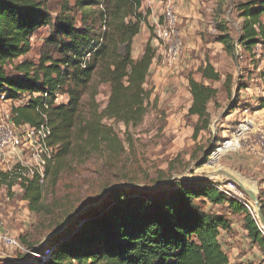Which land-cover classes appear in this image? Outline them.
<instances>
[{"label":"trees","instance_id":"16d2710c","mask_svg":"<svg viewBox=\"0 0 264 264\" xmlns=\"http://www.w3.org/2000/svg\"><path fill=\"white\" fill-rule=\"evenodd\" d=\"M142 2L59 0L51 12L46 0H0V95L8 100L25 99L22 105L12 107L16 125L35 127L44 117L51 131V159L43 182L35 174L26 178L27 172L24 176L0 171V187H17L21 178L18 187L23 190L22 199L36 216L50 215L44 196L55 189L69 161H85L97 155L106 156L107 161L121 157L123 142L111 127L101 125L103 120L123 124L126 130L135 128L149 106L157 103L152 89L145 88L155 48L148 41L142 56L133 58V42L143 26L154 32L148 22L150 12L142 9ZM236 11L242 20L238 37L233 39L224 20H220L215 23L219 33L216 42L231 54L235 43L244 52L256 46L264 50V0L239 2ZM44 28L48 34L38 58L30 60L27 55L32 49L31 38ZM196 73L198 80L193 76L187 79L191 97L187 115L196 118L191 136L194 141L209 128L208 105L217 96V90L205 82L220 80L208 61ZM259 77L264 81V65ZM232 84V76L227 75L223 90L229 96ZM100 86L108 88L102 110L96 102ZM242 89L246 86L237 81L236 94ZM57 95L65 100L54 103ZM260 107L264 108V101ZM235 109V105L229 108V114ZM162 181L166 180L158 182ZM114 186L90 197L87 201H96L110 189L97 208L41 245L36 251L40 257L33 258L30 264H232L219 241L220 232L230 230L229 220L206 210L205 202L224 205L231 214H242L247 238L264 253V237L245 204L219 191L220 185L212 181L173 179L157 192ZM19 239L28 250L37 245L29 237ZM45 252H49L46 257ZM0 264L14 263L7 260Z\"/></svg>","mask_w":264,"mask_h":264},{"label":"rangeland","instance_id":"374dc122","mask_svg":"<svg viewBox=\"0 0 264 264\" xmlns=\"http://www.w3.org/2000/svg\"><path fill=\"white\" fill-rule=\"evenodd\" d=\"M58 1L46 0L47 8L54 12ZM243 1L245 0H177L179 10L174 4L178 19L177 29L183 43L180 65L177 66L175 73L170 75V71H163L164 64L158 60L161 66V69L158 68L159 81L151 84V75L145 85L146 89H152L157 103L155 106H149L144 119L137 127L126 130L123 124L102 121L101 125L106 128L111 127L113 133L123 142V154L112 161H107L104 155L92 156L85 161L79 158L69 161L55 189L44 196L43 203L51 210L50 215L39 217L31 213L27 203L22 199L23 190L21 193L19 184L12 191L0 193V217L4 223L3 227L29 255H32V259L36 257V253L26 249L19 239L20 236L29 237L30 241L37 243L36 247L42 245L44 238L52 233L50 231L57 223L62 222V219L76 210L82 202L112 185L153 188L161 183L163 184L161 187L166 188L173 179H176L175 177L187 175L194 179L196 176L209 175L220 170L232 175L237 182L225 176L208 181L220 185L230 197L246 203L250 208L252 206L255 208L254 204L242 195L239 184L253 191L264 217V207L258 192L264 185V165L258 147L259 133L264 131V108L260 107L261 102L264 101V81L259 77L264 65V50L256 46L251 51L244 52L235 43V50L231 54L222 44L216 42L219 33L215 29V23L220 20H224L227 32L233 39L238 37L242 20L238 17L236 6ZM156 2L158 4L160 2L161 8L162 0ZM147 4L143 8L151 13ZM159 14H156L155 23L161 20L160 9ZM143 29L136 39L133 57H138V43H142L143 34H146L150 35L149 42H153L156 55L161 60L163 55L161 42L155 38L156 35L149 32L148 28L143 26ZM47 34L46 28L34 34L31 38L32 49L27 55L28 59L37 60L38 51ZM207 61L219 73L220 80L205 82L206 85L217 90V96L208 105L209 128L201 132L194 141L191 136L196 118L187 115L191 102L187 79L193 76L198 80L196 70ZM227 75H231L233 79L230 96L223 90V82ZM237 81L246 86V89H242L238 94L235 92ZM60 97L61 101L65 100V97ZM107 99L108 88L100 86L96 96L100 110L105 107ZM84 102L86 108L87 97H84ZM234 105L236 109L229 114L231 110L229 108ZM10 109L5 107L0 113L8 112ZM238 130L240 135L237 134ZM209 150L212 153L206 162L197 167L195 164ZM171 178L172 180L169 181L168 179ZM160 179L166 181L158 182ZM159 189L160 187L152 191L142 189L140 191L157 192ZM205 203L206 210L230 218L229 223L232 225L230 224V230L226 233L230 241H225L227 238H223L224 231L220 232L219 238L222 250L229 257L230 262L259 263L260 258H264V253L253 246L247 238L243 230V215L231 214L224 205ZM49 225L50 230L47 229ZM0 248L1 255H9L15 260H20L26 255L15 250L9 251L10 248L3 246ZM5 261L7 260L0 259V263Z\"/></svg>","mask_w":264,"mask_h":264},{"label":"built area","instance_id":"2783aa9c","mask_svg":"<svg viewBox=\"0 0 264 264\" xmlns=\"http://www.w3.org/2000/svg\"><path fill=\"white\" fill-rule=\"evenodd\" d=\"M177 20L173 1L165 0L163 2L161 20L153 26V34L156 35L155 38L161 42L160 44L163 49L162 59L160 60L158 55H156L154 66H157V69H161L158 60L161 61L162 64H164L162 68L165 70L163 71H170V75L175 73L177 66H179L181 62L182 39L177 29ZM60 99V95H57L54 103L57 104L61 102ZM9 101L11 100L6 99L4 95H0V102L8 103ZM23 103H20L18 106ZM14 117L15 114L11 109L8 112L2 111L0 113V158L4 159L9 156V161L3 168H0V171L6 175H11L13 171L17 174L23 173V175L24 172H27V175H24L26 178L35 174L42 183L45 177L47 161L51 159V149L48 147V140L51 135L50 128L47 126L44 117L42 122L35 127L28 124L16 125L14 123ZM237 134L240 135V130L237 131ZM258 139V147L260 149L259 155L264 165V131L259 133ZM16 167L18 168L15 169ZM20 182H22L21 178L18 180L19 184ZM13 188L14 187H9L7 184H4L0 187V193L12 191ZM217 189L228 195L224 189H221V186L217 187ZM20 190L22 193V189ZM258 192L259 199L264 207V185L261 186ZM244 204L261 236L264 237V225L261 224L257 211L254 210L253 206L251 209L246 203ZM3 226L4 223L0 217V246L10 248L9 251L15 250L21 254L27 253L24 247L12 237L10 232L6 231ZM35 255L37 258L40 257L37 254ZM48 255L49 252H45L44 256L46 257Z\"/></svg>","mask_w":264,"mask_h":264},{"label":"water","instance_id":"95a60500","mask_svg":"<svg viewBox=\"0 0 264 264\" xmlns=\"http://www.w3.org/2000/svg\"><path fill=\"white\" fill-rule=\"evenodd\" d=\"M210 153H212L210 150L205 152L203 158L199 162H197L195 165L197 167L203 165L204 162H206V160H207L208 156L210 155ZM222 176H225L229 180L236 181L235 178L232 175H230L227 172L220 171V170L216 171V172H212L209 175L196 176V177H194V179L211 180V179L220 178ZM175 178L178 179V180L179 179L180 180L193 179V178H190L187 175L179 176V177H175ZM162 185L163 184L160 183L159 185H156L153 188H146V187H143V186H136V185H132L131 186L130 185L129 187H125V188H135L137 190L142 189L144 191H152V190H155L157 187H160ZM120 186H122V185H116L114 187H120ZM239 188L242 191V195L244 197H247L248 200L251 201L252 204H254V207L257 209L258 218H259L261 224L264 225V217L261 214L260 204H259L258 199H257L256 195L254 194V192L244 188L240 184H239ZM109 190L107 189L96 201H93V202L87 201V202L83 203L82 206L73 215H71L69 218H67L66 221L60 227H58L55 231H53L51 234H49L48 236H46L44 238V240L42 241V245L44 243H46L49 239L61 234L64 230H66L68 228V226L70 224H72L74 221H76L79 217L83 216L88 211L97 208L104 201V198L108 195ZM40 246H37V247L33 248L32 249V253H36V251H38ZM31 259H32V255H29L28 253H26V255H24V257L22 259H20V260H15V259H11V260H13L12 263H14V264H30L32 262Z\"/></svg>","mask_w":264,"mask_h":264},{"label":"crops","instance_id":"0c3cea01","mask_svg":"<svg viewBox=\"0 0 264 264\" xmlns=\"http://www.w3.org/2000/svg\"><path fill=\"white\" fill-rule=\"evenodd\" d=\"M156 1H158V0H156ZM153 2V0H148L147 2H146V0L145 1H143L142 2V9L144 10V9H146V8H143V7H145L144 5L146 4V3H148L147 4V7H149L150 8V10H151V13H150V16H149V18H148V22H149V25H153L154 23H155V21L157 20V18H156V14H159V9H160V11L162 12V8H163V0H162V7L160 8V2H159V4L157 3V2ZM173 3L176 5V9L177 10H179V7H178V2H177V0H173ZM183 4V3H182ZM160 15V14H159ZM186 15V14H185ZM189 15V14H188ZM182 19V18H181ZM188 20L190 19V17H188L187 18ZM188 22V21H187ZM146 28V27H145ZM143 28L141 29V32L135 37V39H134V42H133V49L135 48V46H136V44H135V42H136V39L139 37V35L143 32ZM146 31H148V30H146ZM146 31H144V32H146ZM149 33V32H148ZM154 33V32H153ZM148 37V38H147ZM149 37H150V35H144L143 34V38H142V43H138L139 44V54H138V57L136 58V57H133L134 59H138V58H140L141 56H142V54H143V52H144V49H145V46H146V44L148 43V41H149ZM150 44H151V46L153 47V42H151L150 41ZM154 64H155V61H153V66H154ZM153 70H155V66L153 67V69H152V71H151V73H150V76L147 78V81H146V84H147V82H148V80H149V78L151 77V75H152V79H151V84H156L158 81H159V78H158V72H159V70L157 69V70H155V72L153 71ZM145 84V85H146ZM23 102H25V99H21V98H17V99H14V100H11V101H9L7 104H5V103H2V102H0V110H4L5 109V107H10L11 108V110H12V107H17L20 103H23ZM9 157V156H8ZM8 157H6V158H4V159H1L0 158V167L1 166H5L6 164H7V162L9 161V159H8ZM11 157V156H10ZM3 164V165H2ZM229 219V221H230V218H228ZM231 224V223H230ZM232 225V224H231ZM222 235H223V238H227L225 241H230V239L228 238V235H226V232L224 231L223 233H222ZM219 238H220V236H219ZM232 244V243H231ZM234 244V243H233ZM1 249V248H0ZM1 253V252H0ZM264 256V255H263ZM6 259V260H8V261H10V262H13V260H11V259H13L11 256H9V255H1L0 254V259ZM261 260H260V262L259 263H257V264H264V258H260ZM262 262V263H261Z\"/></svg>","mask_w":264,"mask_h":264},{"label":"bare ground","instance_id":"6f19581e","mask_svg":"<svg viewBox=\"0 0 264 264\" xmlns=\"http://www.w3.org/2000/svg\"><path fill=\"white\" fill-rule=\"evenodd\" d=\"M221 189H223V188L221 187ZM254 210L257 211V209H255V208H254Z\"/></svg>","mask_w":264,"mask_h":264}]
</instances>
